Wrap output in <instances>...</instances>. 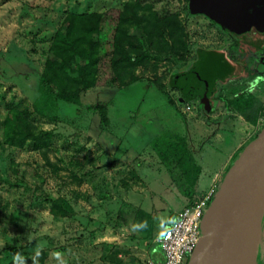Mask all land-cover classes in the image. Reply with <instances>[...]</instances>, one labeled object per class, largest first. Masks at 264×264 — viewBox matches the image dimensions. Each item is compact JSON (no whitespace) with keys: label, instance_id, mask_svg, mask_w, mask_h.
I'll return each instance as SVG.
<instances>
[{"label":"rangeland","instance_id":"obj_1","mask_svg":"<svg viewBox=\"0 0 264 264\" xmlns=\"http://www.w3.org/2000/svg\"><path fill=\"white\" fill-rule=\"evenodd\" d=\"M134 1L158 16L178 17L186 36L183 61H149L131 72L137 82L118 89L109 83L104 27L96 85L82 94L79 106L58 103L53 121L36 114L37 81L66 18L114 15ZM185 7L184 0H0V248L21 249L14 263L148 264L149 252L157 248L154 239L172 220V211L187 202L153 151V139L182 137L206 187L256 137L264 124V48L238 47L236 38L202 16L187 14ZM130 31L138 40L137 30ZM198 51H223L240 60L243 71L236 81L215 84L210 113L197 99L186 102L191 109L183 113L179 93L167 81L186 72ZM240 93L252 97V111L260 109L254 125L223 105ZM94 105L105 107L106 125L99 123ZM18 117L49 134L46 159L31 141L21 148L10 145L6 138L18 127ZM44 197L65 201L64 214L50 211ZM135 203L150 219V234L143 217H129ZM118 212L128 218L117 221Z\"/></svg>","mask_w":264,"mask_h":264},{"label":"trees","instance_id":"obj_2","mask_svg":"<svg viewBox=\"0 0 264 264\" xmlns=\"http://www.w3.org/2000/svg\"><path fill=\"white\" fill-rule=\"evenodd\" d=\"M65 22L62 33L54 37L47 50L37 81V97L32 103L33 111L49 121L55 119L58 103L79 106L82 94L96 85L101 54L104 53L101 47L104 27L109 36L105 40L109 47L108 69L112 74L109 83L115 84L118 89L138 81L131 75L134 69L158 58L183 61L187 51L184 27L178 17L175 14L158 16L149 5H142L138 1L124 4L114 15L110 12L71 14ZM131 28L137 30L138 40L133 39ZM248 44L256 49L262 47L261 41H249ZM196 56L188 72L169 76L167 86L180 92L177 98L180 104L197 99L203 111L210 113L216 79L220 84L226 83V79L237 78L242 68L229 62L224 52L198 51ZM197 70L202 80L195 77ZM157 90L162 92L164 88L157 86ZM223 105L237 112L250 125H254L258 119L260 109L252 111V97L249 95L237 94L224 100ZM90 108L98 114L99 123L106 125L105 107L94 105ZM17 120L18 127L6 138L10 145L21 148L25 141H31L32 148L41 151L42 157L46 159L44 150L48 146L49 134L36 131L23 118L18 117ZM151 147L177 193L187 199L188 205L193 203L196 200L193 185L199 175V168L192 162L185 140L180 136H174L171 141L155 138ZM42 201L50 211L60 212L61 215L67 209L66 202L59 198L44 197ZM129 211L131 221L139 215L147 221L149 228H146V233L150 234L148 215L133 206H130ZM125 217L128 218V214L118 212L115 219L124 222ZM124 226L127 227V224L124 223ZM19 255H22L21 249L4 245L0 248V264H16L14 258Z\"/></svg>","mask_w":264,"mask_h":264},{"label":"water","instance_id":"obj_3","mask_svg":"<svg viewBox=\"0 0 264 264\" xmlns=\"http://www.w3.org/2000/svg\"><path fill=\"white\" fill-rule=\"evenodd\" d=\"M186 7L234 36L264 32V0H186ZM263 215L264 124L217 185L186 264H256Z\"/></svg>","mask_w":264,"mask_h":264},{"label":"built area","instance_id":"obj_4","mask_svg":"<svg viewBox=\"0 0 264 264\" xmlns=\"http://www.w3.org/2000/svg\"><path fill=\"white\" fill-rule=\"evenodd\" d=\"M183 104L182 112L190 111L191 107ZM214 192L215 189L212 188L182 208L174 220L154 239L162 254L160 264H186L200 237V221Z\"/></svg>","mask_w":264,"mask_h":264},{"label":"crops","instance_id":"obj_5","mask_svg":"<svg viewBox=\"0 0 264 264\" xmlns=\"http://www.w3.org/2000/svg\"><path fill=\"white\" fill-rule=\"evenodd\" d=\"M186 103V102H184ZM183 104V103H181ZM197 166V165H196ZM198 167V166H197ZM199 168V167H198ZM224 173V171H223ZM222 172H220V174H216V175H213L210 180H209V183L208 185L205 187V184L201 181V176H202V171L201 169L199 168V175L193 185V191H195L197 193V197H200L201 195L205 194L208 190L210 189H215L218 185V183L220 182V179H221V175L223 174ZM131 191H129L128 193H131ZM130 195V194H129ZM129 199H131V196L129 197ZM133 202V201H132ZM127 203H130L129 200L127 201ZM187 202H183V204L181 205V207L177 210H173L172 211V217H170V219L172 218V220H174V218L176 217V214L178 212H180V210L182 208H184L185 206H187ZM132 206H135L139 209H141L139 206H136V203L135 204H132ZM172 220H168V225L172 222ZM149 261L153 264H160L162 262V254L160 252V250L158 248L152 250L149 252Z\"/></svg>","mask_w":264,"mask_h":264},{"label":"flooded vegetation","instance_id":"obj_6","mask_svg":"<svg viewBox=\"0 0 264 264\" xmlns=\"http://www.w3.org/2000/svg\"><path fill=\"white\" fill-rule=\"evenodd\" d=\"M195 16H201V15H195ZM203 17V16H202ZM205 18V17H204ZM209 21V20H208ZM212 23V22H211ZM213 24V23H212ZM215 25V24H214ZM222 31V30H221ZM222 32H224V33H227V32H225V31H222ZM228 35H230V36H233L234 38H236L237 39V41H238V44H237V46L238 47H247V48H249V49H251V50H254V51H259L260 49H261V47L259 48V49H256V48H254L252 45H249L248 43H249V41H251V42H253V41H261V46L262 47H264V32L263 33H257V32H255L254 30H252V29H250L248 32H246V33H244V34H242V35H240V36H234V35H231V34H229V33H227ZM246 42H248V43H246ZM209 52V51H208ZM223 52V51H222ZM225 57H226V59L229 61V62H231L232 64H234L235 66H238V67H241L242 68V71H243V67H242V62L239 60H230L227 56H226V54H225ZM197 59V56L195 57V59H194V61L192 62V64H194V62H195V60ZM192 64H191V66H192ZM191 66L189 67V69L186 71V72H188L190 69H191ZM198 71V70H197ZM242 71H241V73H240V75L237 77V78H234V79H226V82L227 81H236L237 79H239L240 78V76H241V74H242ZM195 73V72H194ZM201 75V73H200V71H198V73L196 72L195 73V77L196 76H198V78H199V80H202V75H201V77H199ZM194 77V76H193ZM220 81H218L217 79H216V81H215V83H219ZM198 87V86H197ZM201 86H199L198 88H200ZM177 93H180L179 91H176ZM180 95V94H179Z\"/></svg>","mask_w":264,"mask_h":264},{"label":"bare ground","instance_id":"obj_7","mask_svg":"<svg viewBox=\"0 0 264 264\" xmlns=\"http://www.w3.org/2000/svg\"><path fill=\"white\" fill-rule=\"evenodd\" d=\"M256 264H264V215L257 235V258Z\"/></svg>","mask_w":264,"mask_h":264}]
</instances>
